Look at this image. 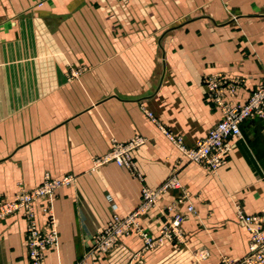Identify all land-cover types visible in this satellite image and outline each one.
Here are the masks:
<instances>
[{
    "label": "crops",
    "instance_id": "1",
    "mask_svg": "<svg viewBox=\"0 0 264 264\" xmlns=\"http://www.w3.org/2000/svg\"><path fill=\"white\" fill-rule=\"evenodd\" d=\"M57 1L76 9L24 11L21 0H0V195L13 198L46 176H73L32 205L42 228L52 214L58 230L46 264H222L243 257L249 233L240 214L264 212V119L241 123L227 162L214 171L189 161L170 137L193 146L221 120L204 76L236 82L237 102L264 81V0H236L234 18L222 0ZM21 13L45 24L75 19V26L59 28L58 41L45 37L20 48L38 52L33 57L5 58L3 20ZM69 67L84 69L69 78ZM137 135L145 138L133 152L140 176L114 161L97 164L115 141ZM173 174L181 188L160 192L134 225L157 235L181 214L185 242L163 240L139 256L143 238L132 229L113 248H101L95 235L106 223L137 210L143 186L157 188ZM26 225L24 210L0 218V264H29Z\"/></svg>",
    "mask_w": 264,
    "mask_h": 264
},
{
    "label": "built area",
    "instance_id": "2",
    "mask_svg": "<svg viewBox=\"0 0 264 264\" xmlns=\"http://www.w3.org/2000/svg\"><path fill=\"white\" fill-rule=\"evenodd\" d=\"M204 84L207 87L209 99L222 112L221 120L209 130L206 136L199 138L193 146L185 145L180 137L171 136L170 139L189 161L200 163L214 171L227 162L231 150L230 138L241 136V123L255 118L264 119V81L256 87L244 102L234 100L237 84L228 80L222 74L216 73L204 76ZM148 115L152 116L150 112H148ZM144 142L145 138L139 135L125 142L115 141L109 152L98 158L96 162L98 164L114 161L119 166L127 168L140 176L134 162L133 152ZM72 179V175L61 179L46 176L34 188L19 189L13 198L0 195V218L18 210H24L26 213V243L29 264H46L47 250L58 243V231L55 228L52 214L51 222L45 228H42L33 211L34 201L53 194L60 185L70 183ZM169 187L180 188V182L176 175H172L155 190L144 187L142 189V202L137 210L124 219L116 217L107 234L98 237L97 241L105 244L112 243L116 236L120 235L134 221L139 212L143 211L160 192ZM184 197L186 198L187 194H183L182 199ZM188 210L193 211L194 207L189 204ZM240 217L249 233L248 251L239 259L225 258L222 264H264V212L256 214L241 212ZM182 220L183 215L177 214L172 221L176 226H179Z\"/></svg>",
    "mask_w": 264,
    "mask_h": 264
},
{
    "label": "rangeland",
    "instance_id": "3",
    "mask_svg": "<svg viewBox=\"0 0 264 264\" xmlns=\"http://www.w3.org/2000/svg\"><path fill=\"white\" fill-rule=\"evenodd\" d=\"M222 2H223L222 5L226 8L228 15L233 18L236 17L237 13L241 9V5L239 8L238 6L239 4L237 5L236 0H222ZM63 3L64 4H60L57 0H51L50 2L49 0H33L31 3L28 4V3H24V0H21L20 5H21V9H22V6H25V8H23L24 11H27V10L43 11V9L45 8V5L47 4L49 8L51 7L50 8L51 12L55 14L68 13L69 11L76 9L75 3H71V2L67 3L66 1ZM246 5L247 4H244L243 10L246 9ZM78 6L81 8V4H78ZM3 22H4L3 25L5 27L4 42L6 43L4 52H3V55L5 58H9V55L11 58L33 57V55L35 53L38 54V52L27 51V50L21 51L20 48H23L25 46V47H28V49L30 50L31 48H33V46L43 44V42L45 41V37H48V38L52 37L53 38L52 42L58 41V38H60L59 28L75 26V19H64L63 18L62 20H54L52 24H45L42 19L27 18L26 13H21V15L18 18L4 19ZM33 27L35 28V33L31 32L33 30ZM45 28L49 30L48 32L52 33V36L49 34L48 35L44 34ZM12 29L16 31L12 33ZM8 30H10L11 32L10 34L7 33ZM48 41L50 40L48 39ZM30 54H32V56ZM83 69L84 68L69 67L67 71V75L69 76V78L75 77L77 74H81L83 72ZM144 187H147L152 190H155L158 188V187L151 188L149 186H143V188ZM183 194H187V192L185 190L183 191L182 198H183ZM158 196L159 195H157L155 199L151 203H149V205H147L142 212L148 211L156 203ZM186 198L184 197V199ZM141 202H142V193H141V200H140L139 205L141 204ZM116 217H118L119 219H124L115 214L113 218L106 223L103 229L98 234L95 235V241H97L98 237H101L107 234L108 229L112 227L113 221L115 220ZM135 218H134V221L131 222L124 229L122 233H120V235L130 234L132 232V229H134L138 234L142 235L143 244H142L141 249L138 251L137 255L139 256H143V254H145L146 252L153 250L156 247V245L159 244L163 240L173 241L174 244H182L185 242V232L181 224L179 226H176L173 223V221L166 222L162 227L159 228L158 234L154 235L151 232H149L147 229L134 225ZM55 228L57 230V227ZM118 236H116V238ZM116 238L114 239L112 243L105 244L101 242L100 243L101 248L103 247L104 250H108L109 248L111 249V247L113 248L114 245L116 244L115 243V240H117Z\"/></svg>",
    "mask_w": 264,
    "mask_h": 264
}]
</instances>
